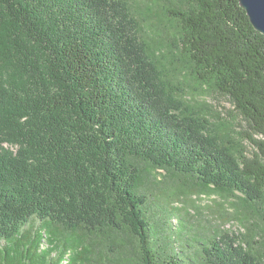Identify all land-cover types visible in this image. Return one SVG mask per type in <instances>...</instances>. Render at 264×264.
Listing matches in <instances>:
<instances>
[{"label": "trees", "instance_id": "trees-1", "mask_svg": "<svg viewBox=\"0 0 264 264\" xmlns=\"http://www.w3.org/2000/svg\"><path fill=\"white\" fill-rule=\"evenodd\" d=\"M138 1L155 13L131 0H0V264H98L88 250L107 235L136 241L124 264H196L181 235L178 249V237L154 245L153 170L242 194L264 224V34L240 0ZM140 13L195 93L172 86ZM196 92L228 98L231 121L197 114ZM194 242L207 264H264V240Z\"/></svg>", "mask_w": 264, "mask_h": 264}, {"label": "rangeland", "instance_id": "rangeland-1", "mask_svg": "<svg viewBox=\"0 0 264 264\" xmlns=\"http://www.w3.org/2000/svg\"><path fill=\"white\" fill-rule=\"evenodd\" d=\"M131 3L133 6L140 5V10H144L146 7L155 13V6L152 5V7L149 2H147L148 6L142 5L138 0H131ZM143 15L141 13L138 15L143 35L155 45L153 42L156 41V35L151 26L145 20H141ZM164 39L168 40L165 34ZM166 42L164 46L160 47L158 43L155 46L156 50H159L160 57H170L168 59L170 68L167 70L173 74L172 86L181 88L182 93L186 91L195 93L190 87L191 82H185V72L180 70L182 67L176 60L178 55L169 53V51L171 53L173 51L171 41ZM189 100L192 109L212 123L218 124L225 119L231 121L228 114L232 105L228 98L217 93L196 92V98ZM236 129L241 130L240 127ZM232 137L236 142L241 139V135H238L236 139L235 131ZM244 145L251 151V145L247 140L243 142ZM5 147L15 150V147L8 144H5ZM152 177L153 180L147 181L150 190L146 209L155 246L161 249L169 248L171 237L177 238L178 235H181L184 239H188L187 242L191 246L186 248V253L194 257L196 264H207V262L205 258H201L200 249L194 247L195 240L208 243L221 238L227 244L239 245L244 249H250V245H252L261 250L260 245L264 240L263 218L242 194L239 196L213 187H204L198 183L197 179L175 177L168 171L153 170ZM33 221L38 220L33 219ZM35 224L37 223L32 224V226L34 225L31 229L32 235H42L47 227ZM255 231L256 235H254ZM181 239L178 237L174 242L177 249L179 243L181 244ZM36 242L38 243L39 240ZM182 242L184 243V241ZM94 244V247H89L88 252L98 264H124L123 257L125 255H134L138 252L136 241L129 235H107L103 239L99 238V241ZM67 261L69 260H65L62 264H67Z\"/></svg>", "mask_w": 264, "mask_h": 264}, {"label": "water", "instance_id": "water-1", "mask_svg": "<svg viewBox=\"0 0 264 264\" xmlns=\"http://www.w3.org/2000/svg\"><path fill=\"white\" fill-rule=\"evenodd\" d=\"M255 28L264 34V0H240Z\"/></svg>", "mask_w": 264, "mask_h": 264}]
</instances>
